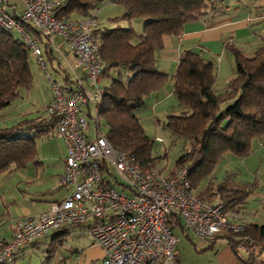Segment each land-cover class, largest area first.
<instances>
[{"label": "trees", "instance_id": "16d2710c", "mask_svg": "<svg viewBox=\"0 0 264 264\" xmlns=\"http://www.w3.org/2000/svg\"><path fill=\"white\" fill-rule=\"evenodd\" d=\"M56 1V15L68 19L97 18L95 12L104 1L123 9L120 17L109 19L106 24L97 22L92 30L104 63L101 96L96 104L98 129L112 147L133 155L142 170L154 168L161 172L156 168L159 157L151 154L153 138L146 133L137 113L145 107L150 94L172 80V91L181 111L167 114L164 125L188 147L165 174L187 166L191 189L199 199L222 200L228 210L246 214L244 208L258 186L257 181L236 182L226 176L214 183V170L225 153L247 156L264 136V43L247 54L241 46L226 39L234 73L225 88L217 90L213 62L199 50H183L172 75L159 71L156 59L164 35L179 36L190 21L212 20L224 5L209 0ZM132 19L142 20L141 31L130 25ZM125 21L129 25L121 23ZM24 27L37 34L28 25ZM49 40L46 38L42 52L54 59ZM30 54L22 38H14L11 31L0 27V120L4 119L3 110L21 97L20 89L32 85ZM64 79L69 80L66 75ZM55 119L45 113L22 114L11 124L0 121V175L22 168L37 157V140L55 137ZM101 120L104 132L100 129ZM168 222L173 229L182 221L173 213ZM78 225L68 224L55 232L61 235ZM217 237L231 245L238 257V247L242 246L249 260L255 261L253 249L264 250V209L261 223L250 219L240 232L227 231Z\"/></svg>", "mask_w": 264, "mask_h": 264}, {"label": "built area", "instance_id": "2783aa9c", "mask_svg": "<svg viewBox=\"0 0 264 264\" xmlns=\"http://www.w3.org/2000/svg\"><path fill=\"white\" fill-rule=\"evenodd\" d=\"M20 1L22 9L11 13L5 9L6 0H0V27L23 35L50 80L52 95L45 113L55 116L54 135L65 146L64 171L57 184L72 191L44 211L12 221L11 236L0 238V264L20 246L68 224L85 225L103 249L102 259L92 264H177L173 253L177 239L168 222L173 213L202 239L240 232L250 215L228 210L222 200L199 199L191 189L189 167L176 168L171 174L142 170L133 155L113 148L99 131L96 104L104 63L92 36L97 19L57 16L56 0ZM209 1L229 8L230 0ZM26 25L41 37L59 34L67 40L89 82L77 78L72 88L52 79L42 49ZM87 117L94 123L93 137L85 132Z\"/></svg>", "mask_w": 264, "mask_h": 264}, {"label": "crops", "instance_id": "0c3cea01", "mask_svg": "<svg viewBox=\"0 0 264 264\" xmlns=\"http://www.w3.org/2000/svg\"><path fill=\"white\" fill-rule=\"evenodd\" d=\"M4 6L5 9L11 13H18L22 9V3L20 0H6ZM95 13L97 14L96 19L98 23L106 24L109 19L120 17L123 14V9L119 5L104 1L100 4ZM55 36H52L49 41L53 52L59 50V55L54 59L57 60L58 67L64 72L62 74L63 79L64 75H66L69 80H64L69 82L70 85H67L72 88L75 87L77 78L87 84L89 79L82 67L77 63L76 56L70 43L66 40L64 49L61 47L55 49L53 46L54 44L52 43ZM226 39L241 46L243 51L247 54L252 53L264 43V0H230L229 8L222 9L212 20L197 19L190 21L183 26V32L179 36L164 35L162 38L163 46L157 52V68L161 72H166L167 74L172 75L176 70L179 56L183 50H199L203 56L211 59L213 62L215 71L214 87L217 90H221L225 88L226 83L234 73L233 56L225 47ZM62 40H64L63 37ZM42 57L45 61V55H43V52ZM45 66L46 70L49 72L46 61ZM55 69L58 70V68ZM172 88V80H168L163 87L153 93L154 96L151 97L153 100L151 103V109L154 115H158L159 113L165 114L167 110L174 107L177 108L176 113L181 111V106L178 105ZM51 95L50 91L45 102L48 103ZM45 106L46 105H44L43 108L44 111ZM140 112L141 110L138 111L137 115L141 120ZM154 138H161V141H163L160 136L156 135ZM58 140V144H48L47 147H49V150H47L45 155L40 157L37 156L33 161L27 163L28 165H33L35 173L22 184V188L16 187L17 190H15V194L12 195V204L18 202L20 205L22 204L26 206L28 211H24V213L28 215L44 211L50 203L62 200L71 192L70 190H67L69 189L68 187L59 186L57 184L58 178L64 171L65 156L64 143L60 138H58ZM255 144L260 147H256V151H253L254 157L249 163L251 167L256 164V158L264 156V151H262V149H264V136L257 140ZM247 159L248 158H246V161ZM27 164L24 167L17 169L26 168ZM14 219L15 217H9L5 221L0 219L1 239H8L11 236L12 221ZM250 219L252 220L251 216ZM177 226L182 231L187 229L182 222ZM85 228V225H78L70 228L67 232H62L61 235H57L55 231L42 235L32 242L20 246L4 264H19L18 259L23 257L22 255L25 254L27 249H33L41 242L43 244L49 242V245L57 241L62 242V240H64L63 237L69 233L80 235L85 234V236L83 238L74 239L75 241L72 240L67 244V254L62 257L59 256L57 259L61 262L60 264H92L98 262L104 255L103 249L92 240ZM206 240L207 241L202 243V246H206V248H211L212 250L214 248L217 249L214 255L209 259V264L249 263L248 254L246 257L248 261L244 258L245 256L239 252L240 257H238L235 255L231 245H229L223 238L217 237ZM243 249L245 250V248ZM174 258L176 263L180 264L177 255L174 254ZM262 261L264 260L259 262ZM253 262L258 264L256 261Z\"/></svg>", "mask_w": 264, "mask_h": 264}, {"label": "rangeland", "instance_id": "374dc122", "mask_svg": "<svg viewBox=\"0 0 264 264\" xmlns=\"http://www.w3.org/2000/svg\"><path fill=\"white\" fill-rule=\"evenodd\" d=\"M122 24L129 25L126 21L122 22ZM130 25L135 30L141 31L143 24L140 19H132ZM11 32L14 38L23 39V35L20 32H17L16 30H12ZM32 37L41 48H44V42L46 41L45 37L39 38L38 34L35 33L32 34ZM65 42L66 40H62L61 35L57 34L52 42L54 45H52L55 49H58L57 47L64 49ZM58 52L59 50L53 52L55 59L56 56L59 55ZM55 59H48L45 56V61L48 70L52 75V79L70 85L69 82L63 79L62 74L64 72L58 67L57 60ZM29 62L32 75V85L28 89H20L22 92L21 97L16 99L10 106L3 110L4 119L0 120L3 121L1 122L2 124H11L22 114L28 116L45 114L43 108L47 103L45 100L51 91L50 80L45 77L44 71L37 65L35 57L32 54H30ZM55 68H58V70ZM152 96L154 95L150 94L146 98V105L141 109L140 116L146 133L150 138H153L151 154L159 157L156 168L165 174L174 167L176 158L188 147V144H186L181 138H174L164 125L165 116L169 113H175L177 108H170L165 114L159 113L158 115H154L151 109V103L153 101L151 98ZM85 109L86 108H84V110ZM90 113L92 115L94 114L93 107L91 108ZM87 119L89 121V126L85 132L91 137L94 136V123L91 118L87 117ZM100 122V129L104 132L105 128L102 120ZM156 135L162 137L163 141H159L157 138L155 139L154 137ZM58 143L59 140L56 137L51 139H38L36 142L37 156L40 157L45 155L47 150H49V147H47L48 144ZM256 147L260 146H256L255 144L251 152L244 157L235 156L230 152L225 153L215 166L213 182L217 183V181L226 176H229L231 180L236 182L253 183L254 181H257L258 186L247 199L244 210L246 214L252 217L254 222L261 223L264 209V156H260L261 159L260 157L256 158V164L253 167L249 165L250 160L254 157L253 151L257 149ZM262 151H264V149H262ZM246 158H248L247 161ZM34 171L33 165L27 164L26 168H14L12 171L0 175V219H2V221L7 220L9 217H15L16 219L28 215L24 213V211H28L26 206L22 204L20 205L18 202L12 204L11 199L12 195L15 194L14 191L17 190L16 187L22 188V184L35 173ZM68 188L69 189L67 190L72 191V187ZM187 229L182 231L178 226L173 229V235L177 239L173 248V253L177 255L180 264H209V259L214 255L217 249L214 248L212 250L211 248L202 246V243L207 240L199 238L194 232ZM84 236L85 234L80 235L69 233L63 237L64 240H62V242L57 241L51 245L48 244L49 242L47 244L41 242L42 244L40 243L36 245L33 249H27L25 254L22 255L23 257L18 259V263L60 264L61 262L57 259L59 256L62 257L67 254V244L74 239L83 238ZM238 252L244 255V258L247 257L248 252L244 250L242 246L238 247ZM253 255L256 262L264 260V250L260 248H254ZM248 259L246 258L247 261ZM251 260H249V263L255 264Z\"/></svg>", "mask_w": 264, "mask_h": 264}, {"label": "water", "instance_id": "95a60500", "mask_svg": "<svg viewBox=\"0 0 264 264\" xmlns=\"http://www.w3.org/2000/svg\"><path fill=\"white\" fill-rule=\"evenodd\" d=\"M258 264H260V262L258 261Z\"/></svg>", "mask_w": 264, "mask_h": 264}]
</instances>
